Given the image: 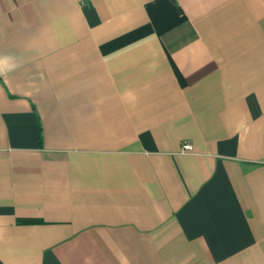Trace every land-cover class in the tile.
Masks as SVG:
<instances>
[{"label":"crops","instance_id":"obj_1","mask_svg":"<svg viewBox=\"0 0 264 264\" xmlns=\"http://www.w3.org/2000/svg\"><path fill=\"white\" fill-rule=\"evenodd\" d=\"M0 264H264V0H0Z\"/></svg>","mask_w":264,"mask_h":264},{"label":"built area","instance_id":"obj_2","mask_svg":"<svg viewBox=\"0 0 264 264\" xmlns=\"http://www.w3.org/2000/svg\"><path fill=\"white\" fill-rule=\"evenodd\" d=\"M184 149H185V150H189V149H191V146L188 145V144H185V145H184Z\"/></svg>","mask_w":264,"mask_h":264}]
</instances>
